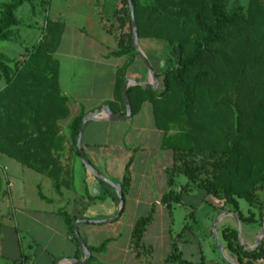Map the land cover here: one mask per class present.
I'll return each mask as SVG.
<instances>
[{
  "label": "trees",
  "instance_id": "1",
  "mask_svg": "<svg viewBox=\"0 0 264 264\" xmlns=\"http://www.w3.org/2000/svg\"><path fill=\"white\" fill-rule=\"evenodd\" d=\"M35 0H9L0 9V43L16 37L14 27L22 20L16 12ZM140 41H161L167 45L169 67L162 76L161 92L134 86L133 95L149 96L157 125L169 133L163 147L175 153V164L168 170L170 184L184 175L188 183L182 193L166 194L163 203L172 208L183 194L198 189L231 207L241 220L239 198L246 200L264 218V0H250L228 9L229 0H132ZM48 3V2H47ZM121 34L114 57H128L120 71L118 91L125 103L124 79L138 56L134 42L132 14L128 0L115 11ZM63 26L49 21L48 35L29 51L20 63L0 53V79L7 83L0 91V151L28 167L49 174L57 192L61 182L56 170L61 163L51 153V141L59 140V127L51 124L69 115L67 99L62 96L58 66L52 53L60 45ZM146 94V95H145ZM148 94V95H147ZM113 108V104L110 105ZM84 115L74 118L71 135L78 141ZM130 183L129 176L123 193ZM155 210L138 220L132 248L136 257L149 256L152 249L143 245L144 234L153 222ZM70 233L79 243L74 219L62 212ZM228 249L239 264H256L264 257V238L257 249L247 250L238 231L223 229ZM111 239L91 253L106 251ZM172 259L192 264L174 252ZM204 264V263H199ZM219 264V263H216Z\"/></svg>",
  "mask_w": 264,
  "mask_h": 264
},
{
  "label": "crops",
  "instance_id": "2",
  "mask_svg": "<svg viewBox=\"0 0 264 264\" xmlns=\"http://www.w3.org/2000/svg\"><path fill=\"white\" fill-rule=\"evenodd\" d=\"M100 4V0L97 4L89 2L88 13L95 17L96 11H101ZM114 19L116 20L115 13ZM53 21L63 26L62 42L51 55L57 63L60 91L67 99L69 108L66 118L58 120L55 125L51 124L52 129L59 127L60 139L51 141V153L47 154L61 163L62 170L54 171L60 177V192H57L55 181L47 171L32 169L0 151V264H72L69 261L71 259L85 260L86 253L70 233L62 212L74 219V230L78 223V230L87 247H99L104 241L111 239L106 251L91 253L87 264H151L155 250L152 244L146 243L151 235V227L164 213H167L172 225L176 205L184 202V195L199 191L193 189L184 193L181 201L171 203V209L163 203L166 194L173 191L179 195L188 183L187 179V183L176 190V180L180 175L175 178L173 185L169 181L168 170L175 164V153L171 149H165L163 143L166 136L175 134L176 130L173 128L166 133L158 127L152 100L149 96L143 97L142 92H135L133 95L137 108H134L130 117L111 120L103 112L85 122L81 150L90 166L121 186L122 192L126 177L129 176L130 183L123 193L122 204L121 190L86 168L78 141L75 142L70 129L75 117L84 115L85 118L104 110L106 106L119 117L127 116L126 103L121 98L118 85L120 71L128 64L129 59L125 56H113L118 48L117 38L112 30L115 21L104 17L102 19L101 16L89 28L72 27L70 40H67V22L62 17ZM109 35L113 37L114 43L108 38ZM140 47L159 79L157 88L152 89L161 92L162 76L169 67L163 55V45L159 41L144 39L140 41ZM129 78L142 83L153 82L150 70L139 51L134 63L123 76L124 86ZM6 85V81L0 79V91ZM112 104L113 108L110 107ZM156 141L157 146L154 145ZM164 153H168L167 157ZM137 157H143L145 161L142 171L136 174ZM109 161L114 164L119 162L120 168L111 169ZM155 161L160 164L156 170ZM138 176L141 177L139 185ZM163 184L164 187L160 189ZM156 186L161 192L158 196L155 194ZM261 196L264 198V192ZM221 205L220 201L215 205L218 218L213 232L227 261L219 264H239L237 256L227 247L223 229H236L245 249L255 250L264 238L260 239L264 218L262 220L258 210L254 208L246 214L240 207L245 219L252 213L255 215L254 221H243L231 207L222 210ZM153 209V222L143 238V245L152 249L153 253L138 258L132 248L134 228L138 220L148 216ZM243 224H256L259 229H244ZM104 233L107 235L102 236ZM169 233L172 236V226ZM172 239L174 240L173 236ZM173 243L172 251L165 258L166 264H181L171 258L174 252L192 264L204 263L185 258L178 241L174 240ZM194 246L197 248L199 245L196 243ZM196 248L192 252L197 251ZM199 252H202L200 247ZM199 257L203 258L201 254Z\"/></svg>",
  "mask_w": 264,
  "mask_h": 264
},
{
  "label": "rangeland",
  "instance_id": "3",
  "mask_svg": "<svg viewBox=\"0 0 264 264\" xmlns=\"http://www.w3.org/2000/svg\"><path fill=\"white\" fill-rule=\"evenodd\" d=\"M9 0H0L1 5ZM48 2V3H47ZM89 2L97 4L98 0H35L34 4L25 3L21 6L16 14L19 19L22 20V24L15 27L16 38L0 43V52H3L10 56V58L23 63L28 57L30 49L38 42L47 38L48 35L47 26L49 21L62 17L68 25V38L70 40L72 27H85L89 28L93 26L94 20L99 21L101 16L112 22L115 21L112 26V30L118 39L121 34L118 22L114 19V13L116 8L121 3V0H100L101 11H96L95 17L88 13ZM250 0H229L228 9L243 5L247 7ZM49 6V7H48ZM62 15V16H61ZM108 38L114 43L111 35ZM63 36L60 43L62 42ZM161 42V41H159ZM163 45V55L168 62V50L167 45L161 42ZM141 48V47H140ZM24 55V56H23ZM23 56V57H22ZM22 57V58H21ZM169 65V63H168ZM133 99V107L136 109V102ZM158 141L154 142L157 146ZM158 151V150H157ZM168 152V151H166ZM167 157L168 153H164ZM155 155L157 153L155 152ZM165 157V158H166ZM157 157H155L156 159ZM157 160V159H156ZM145 158L140 159L137 157L135 163L136 174L140 173L143 169V162ZM159 161H163L159 159ZM110 168L116 170L120 168L119 162H108ZM159 162L155 161L154 169L159 167ZM132 169V168H131ZM130 169V170H131ZM138 185L140 184L141 177L138 176ZM176 190H179L182 185L187 183V178L184 175L177 177ZM163 186L160 187L163 188ZM160 189L156 186V195H160ZM239 203L242 211L249 214V210H253L250 204L239 198ZM219 204V200L213 196H207L203 192L194 191L184 195V202L180 205H176L172 218V225L167 213H164L162 217H159L156 223L150 229L151 235H149L147 244H152L155 250L151 264H166L165 258L172 251L173 242L176 240L179 243L181 251L184 252L185 258L194 260L196 262L202 261L204 264H216L226 263V258L218 242L214 236V227L218 218V211L215 209V205ZM255 209V208H254ZM257 210V209H256ZM172 226V239L169 229ZM243 228L259 229L256 224H243ZM107 235L103 234L102 236ZM125 235L126 232H125ZM106 236L102 240L105 239ZM128 238V236H127ZM188 243H187V242ZM186 242V243H185ZM198 244L197 248L194 246ZM201 248V253L199 252ZM197 251H193V249ZM191 250V253H189ZM202 255V259L199 255ZM238 264V263H237Z\"/></svg>",
  "mask_w": 264,
  "mask_h": 264
},
{
  "label": "water",
  "instance_id": "4",
  "mask_svg": "<svg viewBox=\"0 0 264 264\" xmlns=\"http://www.w3.org/2000/svg\"><path fill=\"white\" fill-rule=\"evenodd\" d=\"M129 4H130V9H131V14H132V27H133V33H134V42H135V46L137 48V50L140 53V56L143 58L144 62L146 63L148 69L150 70L153 82L152 83H142V82H138L136 80H133L131 78L126 80V84L124 86V97H125V103H126V108H127V116L125 117H119L117 115H115L111 109L106 106V108L104 110H101L97 113H93V114H89L87 115L82 123L81 126V130H80V134L78 137V146L81 150V143H82V136H83V132H84V125L85 122L88 121L89 119L95 118L97 117L99 114L105 112L106 113V117L110 118L111 120H120V119H126L127 117H130L133 114V110L131 107V103H130V98H129V94L128 91L132 86H141V87H151L153 89H156L159 83V79L156 76L154 70L152 69V66L147 62V60L144 57V54L142 53V50L140 48V38H139V33H138V27H137V23H136V19H135V13H134V5L132 0H128ZM81 156H82V160L83 163L85 164L86 168L92 172L93 174H95L97 177H99L100 179L106 181L107 183L111 184L114 187H118L121 191H120V196L122 199V204H124V199H123V192L121 189V186L115 184L114 182H112L111 180L107 179L106 177L100 175L99 173H97L89 164L85 154L83 153V151L81 150ZM75 233H76V237L77 240L81 246V248L84 250V252L86 253V258L85 260H77V259H71L69 260L72 264H87L90 260V256H91V251L89 250V248L87 247V245L84 242V239L82 237V235L80 234L79 230H78V223L75 224ZM264 237V229L262 231L261 234V238L262 239Z\"/></svg>",
  "mask_w": 264,
  "mask_h": 264
},
{
  "label": "built area",
  "instance_id": "5",
  "mask_svg": "<svg viewBox=\"0 0 264 264\" xmlns=\"http://www.w3.org/2000/svg\"><path fill=\"white\" fill-rule=\"evenodd\" d=\"M256 264H264V257L256 261Z\"/></svg>",
  "mask_w": 264,
  "mask_h": 264
}]
</instances>
